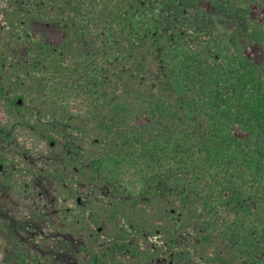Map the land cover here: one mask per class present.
<instances>
[{
  "label": "trees",
  "instance_id": "obj_1",
  "mask_svg": "<svg viewBox=\"0 0 264 264\" xmlns=\"http://www.w3.org/2000/svg\"><path fill=\"white\" fill-rule=\"evenodd\" d=\"M261 9L7 0L5 38L27 49L0 44L10 258L46 230L37 247L61 238L69 264H264ZM35 15L63 31L59 47L31 34ZM52 198L76 209L55 214Z\"/></svg>",
  "mask_w": 264,
  "mask_h": 264
},
{
  "label": "rangeland",
  "instance_id": "obj_2",
  "mask_svg": "<svg viewBox=\"0 0 264 264\" xmlns=\"http://www.w3.org/2000/svg\"><path fill=\"white\" fill-rule=\"evenodd\" d=\"M7 0H0V7L6 4ZM260 20L264 25V10L261 9L260 12ZM8 33L7 23L3 14H0V44L2 42H8V52H19L21 56L26 54V47L18 42H14L13 44H9V41L5 38ZM31 34L34 37H42L47 43L59 47L64 38L63 31L54 24H50L42 19V17L35 15V18L32 23ZM8 114L4 106L0 105V123L3 125H7L8 123ZM12 135L8 131H4L3 128L0 127V145L2 143H6L8 146L2 148L4 151H9V145L12 143ZM41 189L45 191L44 196L49 191L46 183H42ZM48 207H52L54 209V213H65L68 214L71 210L76 209V206L72 202H66L64 200H57L52 198L48 201ZM7 206L0 201V264H69L70 256L66 252H55V247L60 244H66L63 242L61 238L56 239L53 242V245L50 247V250L47 254H44L37 245L44 244V239L47 237V231L42 230L43 235L39 234V236L35 237V243L30 239H24L26 242V246H23V238L20 239V243H16L13 246L15 249L19 247L22 248V252L20 254L15 253L13 259L10 258L8 252V244L11 243L10 231L19 232L21 228L17 226L16 223L13 222L9 211L7 212ZM20 228V229H19ZM38 235V234H37ZM23 241V242H24ZM32 241V242H31ZM153 242L157 243V239H153ZM67 245V244H66ZM69 245L76 246L77 241L70 240ZM66 249V248H65ZM74 264V263H73ZM163 264V263H159Z\"/></svg>",
  "mask_w": 264,
  "mask_h": 264
}]
</instances>
